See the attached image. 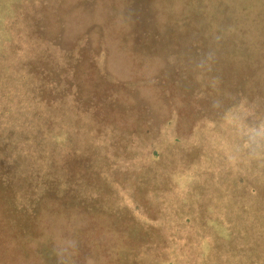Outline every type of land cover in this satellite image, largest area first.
I'll use <instances>...</instances> for the list:
<instances>
[{
    "label": "rangeland",
    "instance_id": "1",
    "mask_svg": "<svg viewBox=\"0 0 264 264\" xmlns=\"http://www.w3.org/2000/svg\"><path fill=\"white\" fill-rule=\"evenodd\" d=\"M263 101L264 0H0V180L70 264H264Z\"/></svg>",
    "mask_w": 264,
    "mask_h": 264
},
{
    "label": "trees",
    "instance_id": "2",
    "mask_svg": "<svg viewBox=\"0 0 264 264\" xmlns=\"http://www.w3.org/2000/svg\"><path fill=\"white\" fill-rule=\"evenodd\" d=\"M259 17L260 16L256 18ZM0 186L3 188L4 186H8V189H2V194L0 195L1 229L6 232L13 233L18 238L24 236L25 240L27 239L26 237L30 235L27 239V243L29 244L30 248L35 249L40 253H45L43 262L39 261L38 264H70L68 260L63 259L66 257V254H64L62 248L56 244L57 241L54 242V240H48L47 237L49 235L47 232L50 230V225L38 223V217L40 218L39 214H33L30 210H28V213L26 214L27 209L24 206H20L18 202H13V199L16 200V191H18L16 184L11 185V182L9 181V183L6 185L0 180ZM50 203L51 201L45 202V204L49 207L52 205ZM23 205H25V203ZM37 207L39 208V206ZM256 211H258L257 213H260V209H255V212ZM8 216H10V218L12 216V220L6 219L5 221H2L3 218ZM26 229L28 232L26 235H24ZM35 232H38L39 235H34ZM5 247V251H2V254L0 255V262L9 264L10 246L6 244ZM250 250L252 251V255H256V260L252 257V261L257 262L258 254L261 251L257 247H252Z\"/></svg>",
    "mask_w": 264,
    "mask_h": 264
},
{
    "label": "clouds",
    "instance_id": "3",
    "mask_svg": "<svg viewBox=\"0 0 264 264\" xmlns=\"http://www.w3.org/2000/svg\"><path fill=\"white\" fill-rule=\"evenodd\" d=\"M252 143L257 147H261V141H264V125L254 130V135L251 137Z\"/></svg>",
    "mask_w": 264,
    "mask_h": 264
},
{
    "label": "bare ground",
    "instance_id": "4",
    "mask_svg": "<svg viewBox=\"0 0 264 264\" xmlns=\"http://www.w3.org/2000/svg\"><path fill=\"white\" fill-rule=\"evenodd\" d=\"M253 59H254V57H253ZM256 62H257V61H256ZM256 62H255V63H256ZM257 63H258V62H257ZM258 64H259V63H258ZM258 67H259V66H258ZM260 73H262V72H260ZM262 74H263V73H262ZM247 82H248V81H247ZM249 82H250V80H249ZM237 86H238V85H237ZM244 87H245V86H244ZM234 91H235V90H234ZM260 100H261V99H260ZM263 102H264V101H263Z\"/></svg>",
    "mask_w": 264,
    "mask_h": 264
}]
</instances>
